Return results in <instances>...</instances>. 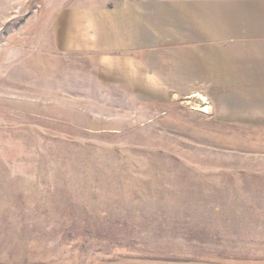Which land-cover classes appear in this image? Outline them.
Here are the masks:
<instances>
[{
  "label": "rangeland",
  "instance_id": "374dc122",
  "mask_svg": "<svg viewBox=\"0 0 264 264\" xmlns=\"http://www.w3.org/2000/svg\"><path fill=\"white\" fill-rule=\"evenodd\" d=\"M103 2L0 0V264H264V129L77 97L54 27Z\"/></svg>",
  "mask_w": 264,
  "mask_h": 264
},
{
  "label": "crops",
  "instance_id": "0c3cea01",
  "mask_svg": "<svg viewBox=\"0 0 264 264\" xmlns=\"http://www.w3.org/2000/svg\"><path fill=\"white\" fill-rule=\"evenodd\" d=\"M108 1L56 20V45L78 62L77 97L198 99L216 127L264 129V0Z\"/></svg>",
  "mask_w": 264,
  "mask_h": 264
},
{
  "label": "bare ground",
  "instance_id": "6f19581e",
  "mask_svg": "<svg viewBox=\"0 0 264 264\" xmlns=\"http://www.w3.org/2000/svg\"><path fill=\"white\" fill-rule=\"evenodd\" d=\"M204 99H205V98L203 97L202 101H204Z\"/></svg>",
  "mask_w": 264,
  "mask_h": 264
}]
</instances>
